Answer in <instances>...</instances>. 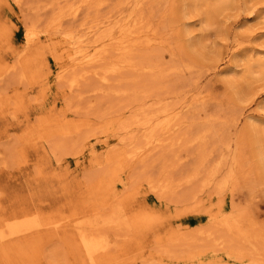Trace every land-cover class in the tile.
Instances as JSON below:
<instances>
[{
	"label": "rangeland",
	"instance_id": "obj_1",
	"mask_svg": "<svg viewBox=\"0 0 264 264\" xmlns=\"http://www.w3.org/2000/svg\"><path fill=\"white\" fill-rule=\"evenodd\" d=\"M118 29L144 43L105 81L112 53L81 55ZM66 35L60 61L47 39ZM0 247L8 264H264V0H0Z\"/></svg>",
	"mask_w": 264,
	"mask_h": 264
},
{
	"label": "bare ground",
	"instance_id": "obj_2",
	"mask_svg": "<svg viewBox=\"0 0 264 264\" xmlns=\"http://www.w3.org/2000/svg\"><path fill=\"white\" fill-rule=\"evenodd\" d=\"M90 1L91 0H87V2H90ZM138 4L136 6H138ZM69 7H67V8L70 9ZM74 7L72 6L71 8H74ZM68 9L66 10L67 12H64V14H63L64 16H75L77 14V12L79 11L78 10L79 9L78 6L76 8H74L73 10H70V11ZM58 23L59 22H57L54 25L55 28L59 25ZM138 29L140 31V28H138ZM123 30H121L122 33H120L119 35L117 33H119L120 29H118V32L115 31L116 35H118V36L115 35V37H109L107 35L103 36L102 38L99 37V40L97 41V45H96L95 49L91 52V54L89 53L90 55H86V56L83 55V54L81 55L82 56V60H85L87 62L88 61L92 62V60L100 58L106 52L112 53L113 56L111 58V62L106 63V65L104 63L105 59L101 57L102 59H104L103 60L104 62H102V59L100 58L101 60L99 62L104 63L102 65H105V66H102L101 63L97 62L98 64L101 65V68H99L100 72L95 70L97 67H95V69H94V71H97L98 75L101 74L102 77L101 76L100 77H101L102 80L107 81L105 73H108V74L113 73V74H115L121 69H124V68H127V67L128 68L132 67L133 64L130 62L132 57H133L132 55H133V53L137 52L139 47L142 46V43H144V42H140L139 41V37L132 38L130 36V34H132V33H130V30L128 32H126V30L125 31H123ZM124 32H126L127 35ZM37 34L38 33H36L35 26L32 27L29 30V32H28V34L26 36L27 37L26 38L27 42L30 43V44H34L35 41L37 40ZM69 35L61 36V37H53V38H48L47 39L48 40V45L52 48V50L55 52L56 56L58 57V59L60 61H64L67 58L68 59L71 58L70 55H71V51L72 50L70 49V47L72 46V42L70 41L71 37ZM148 40L151 41L150 39H148ZM109 41L113 42V45L111 47H110V43H108ZM153 41L155 42V40H153ZM80 44H82V43L80 42ZM149 45H150V43H149ZM77 48L79 49L78 46H77ZM87 52H89V51H87ZM93 64H94V62H93ZM70 65H71V63H70ZM76 65H77V63H76ZM100 65H97V66H100ZM80 69H82V68H80ZM89 69H90V66H89ZM80 74L81 73H79L77 75H80ZM94 75H96V74H94ZM82 76H83V74L81 75V77ZM73 82H74V80H73ZM141 126L142 127L145 126V127H149V128L153 126L156 129L157 124L150 123V121L146 120L145 122H143L141 124ZM160 128L161 127H159V130H160ZM161 131H163V127H162ZM167 133L168 134L166 136L173 135L175 133V130L171 128V129L167 130ZM146 140L147 141L144 144V146L136 147L132 151H130L129 153L124 152V153H120V154L116 155L115 157L118 158L117 159L118 161L116 160V162L114 164V171L117 172V173L123 172L129 166H131L132 164H135L136 162L141 161L146 155H149L151 153V151H153L157 147L162 146L163 142H164L163 133H162V136L155 137V135H152ZM33 228H36V227L35 226L29 227V229H33ZM2 236H4V234H2ZM81 241H82V243L84 245V248H85V250H86V252L88 254L89 253L92 254V255L93 254H97L98 252L102 251L104 249V247H105L103 241L100 240L99 237H97L95 234L82 235ZM1 248L3 249V247H0V253H2ZM0 259H2L3 262L8 261L7 264L9 263V259L6 260V258H4V257H0Z\"/></svg>",
	"mask_w": 264,
	"mask_h": 264
}]
</instances>
